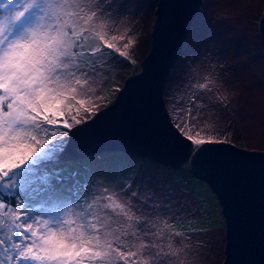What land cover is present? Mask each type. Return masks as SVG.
Wrapping results in <instances>:
<instances>
[{
	"label": "snow or ice",
	"instance_id": "6c2138e0",
	"mask_svg": "<svg viewBox=\"0 0 264 264\" xmlns=\"http://www.w3.org/2000/svg\"><path fill=\"white\" fill-rule=\"evenodd\" d=\"M129 7L0 0V264H177L175 245L191 237L172 231L182 218L170 192L159 198L143 181L110 186L95 179V165L66 155L76 134L105 113L102 93L114 69L135 64L119 31ZM211 85L197 81L169 107L162 90L154 97L165 147L182 162L191 157L193 168L217 148L209 146L230 148L202 136L193 114L211 99ZM126 88L114 90L121 96Z\"/></svg>",
	"mask_w": 264,
	"mask_h": 264
},
{
	"label": "rangeland",
	"instance_id": "374dc122",
	"mask_svg": "<svg viewBox=\"0 0 264 264\" xmlns=\"http://www.w3.org/2000/svg\"><path fill=\"white\" fill-rule=\"evenodd\" d=\"M127 3L130 7L120 20L119 31L131 40L130 58L135 64L126 66L127 70L114 69L111 87L107 85L102 93L103 108L115 99L119 91L114 89H121L128 71L138 69L151 46L156 0ZM263 10L264 0H201L164 89L169 107L168 101L191 95L189 88L197 81L210 80L211 99L205 98L201 112L193 110L201 135L248 150H264V46L258 29ZM244 64L250 67L241 71ZM75 161L95 165L93 170L100 173L95 179L110 186L114 180L135 181V189L143 181L145 187L159 190V198L170 192L175 197L173 213L182 218L172 231L192 233L184 238L185 243L175 245L180 254L177 264H222L225 219L220 202L187 164L172 168L120 152L84 155Z\"/></svg>",
	"mask_w": 264,
	"mask_h": 264
},
{
	"label": "water",
	"instance_id": "95a60500",
	"mask_svg": "<svg viewBox=\"0 0 264 264\" xmlns=\"http://www.w3.org/2000/svg\"><path fill=\"white\" fill-rule=\"evenodd\" d=\"M156 4L151 46L138 70L125 79L123 94L118 92L100 110L105 113L76 134L66 155L75 161L84 155L123 152L172 168L187 164L220 202L225 219L222 264H264V150L228 142L224 146L230 148L209 146L217 148L210 149L193 168L191 157L182 162L180 155L165 147L160 135L163 109L158 112L153 107L154 97L162 90L164 98L166 81L182 54L201 0H156ZM258 29L264 46V10Z\"/></svg>",
	"mask_w": 264,
	"mask_h": 264
},
{
	"label": "trees",
	"instance_id": "16d2710c",
	"mask_svg": "<svg viewBox=\"0 0 264 264\" xmlns=\"http://www.w3.org/2000/svg\"><path fill=\"white\" fill-rule=\"evenodd\" d=\"M184 43H185V42H184ZM143 59H144V58H143ZM143 59H142V60H143ZM126 66H128V65H125V66H124V65H123V66H119V68L122 67V70H127L128 68H126ZM119 68H117V70H118ZM137 70H138L137 68H132L131 70L128 71V72H129L128 75H130V74L136 72ZM120 71H121V70H120ZM128 75H127V76H128ZM114 77H115V76H113V78H114ZM168 78H169V77H168ZM167 80H168V79H167ZM108 86L111 87V84H109ZM116 87H117V86H116ZM111 101H112V100H111ZM111 101H110V102H111ZM110 102H109L108 104H110ZM108 104H107V105H108ZM107 105H106V106H107ZM106 106H105V107H106ZM165 107H166V106H165ZM102 108H103V107H102ZM102 108H101V109H102ZM101 109H100V110H101ZM109 153H115V152H109ZM120 153H123V152H120ZM105 154H106V153H105ZM126 154H127V153H126ZM128 155H129V154H128ZM129 156H130V155H129ZM130 157H132V156H130ZM132 158H134V157H132ZM136 159H139V158H136ZM139 160H143V159H139Z\"/></svg>",
	"mask_w": 264,
	"mask_h": 264
}]
</instances>
